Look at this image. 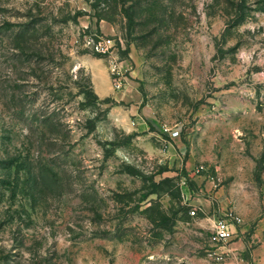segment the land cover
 <instances>
[{
  "label": "rangeland",
  "instance_id": "1",
  "mask_svg": "<svg viewBox=\"0 0 264 264\" xmlns=\"http://www.w3.org/2000/svg\"><path fill=\"white\" fill-rule=\"evenodd\" d=\"M251 153L264 0H0V264L203 256L195 170L224 182Z\"/></svg>",
  "mask_w": 264,
  "mask_h": 264
},
{
  "label": "crops",
  "instance_id": "2",
  "mask_svg": "<svg viewBox=\"0 0 264 264\" xmlns=\"http://www.w3.org/2000/svg\"><path fill=\"white\" fill-rule=\"evenodd\" d=\"M93 77L101 96L113 94L108 75L100 79L99 75L93 73ZM249 156V161L238 159L233 165L222 167L227 169V173L221 172L224 182L219 178L220 182H217L218 166L214 169L217 170L214 173L216 175H213L216 185L207 180L204 173L193 177L200 189L198 195H204L198 197L201 200L199 208L207 215L196 219L198 226L211 228L213 220L224 217L230 209L235 210L243 219L241 224L232 227L234 234L227 243L230 252L226 261L215 262L205 253L187 259L182 257L178 261L167 259L166 264H264V153H251ZM187 190L189 194L191 191L188 187ZM152 262L156 264V259Z\"/></svg>",
  "mask_w": 264,
  "mask_h": 264
},
{
  "label": "built area",
  "instance_id": "3",
  "mask_svg": "<svg viewBox=\"0 0 264 264\" xmlns=\"http://www.w3.org/2000/svg\"><path fill=\"white\" fill-rule=\"evenodd\" d=\"M112 46V39H103L96 44V50L100 53L108 54L112 58L110 60L109 69L114 81L113 84L115 89L120 90L124 87V71L120 63L112 55ZM170 134L172 137H177L179 136L180 132L178 130H172ZM205 170V166L201 165L195 170V174L198 175ZM210 178L214 182L215 177L211 175ZM183 184H188L187 179H185ZM199 209L202 210L201 208ZM191 212L192 214L196 213L195 210ZM242 222V217L233 209L228 210L224 217L213 220L210 228L209 247L206 249L207 257L209 259L218 263H224L226 261L230 252L227 243L229 242L231 236L234 234L232 227L236 224H241Z\"/></svg>",
  "mask_w": 264,
  "mask_h": 264
},
{
  "label": "trees",
  "instance_id": "4",
  "mask_svg": "<svg viewBox=\"0 0 264 264\" xmlns=\"http://www.w3.org/2000/svg\"><path fill=\"white\" fill-rule=\"evenodd\" d=\"M98 98V97H97Z\"/></svg>",
  "mask_w": 264,
  "mask_h": 264
}]
</instances>
